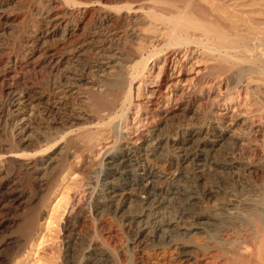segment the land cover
I'll list each match as a JSON object with an SVG mask.
<instances>
[{"label":"bare ground","instance_id":"bare-ground-1","mask_svg":"<svg viewBox=\"0 0 264 264\" xmlns=\"http://www.w3.org/2000/svg\"><path fill=\"white\" fill-rule=\"evenodd\" d=\"M256 1L259 0H46L44 5L29 0V4H34L32 15L43 22L44 28L34 31L30 28L32 32L28 34L32 41L23 51H18L4 38L6 31H10L6 37L15 32L8 23H0V42L3 40L7 49L11 46L9 56L5 60L0 58V84L6 85L3 93L17 113L14 123L21 126L26 119H20V113L27 106H35L34 101L25 95V90H19L25 93H18L7 84L18 74L25 79L29 73L38 71L37 75L44 77L40 80L42 84H38L41 91L38 93L49 91L43 102L45 110L55 116L61 111L70 113L60 123L53 118L54 124L69 126L68 132L59 137L56 132L53 136L54 132L39 131L16 140L17 143L22 141L21 144L33 145L32 155L14 151L16 142L0 140V187L10 182L16 169L31 174L33 181L32 193L25 196L22 193L11 200L21 206L20 214L24 215H16L11 222L18 233L0 239V254L8 248L12 253L3 259L0 255V264L4 260L5 264H19L22 257L21 263L26 262L24 252L39 226L51 225V219H44L42 210L49 195L59 187L71 167L75 168L74 174L89 178L94 167L95 150H101L104 141L114 138L117 130L120 138L113 144L117 142L118 145L110 155L104 154L105 165L116 158L125 159L133 175L137 176L141 189L137 192H128L124 188L100 189V193L88 198L92 219L98 221L109 216L121 224L127 234L122 253L170 247L178 264L197 259L205 244L200 239L189 238L213 237L218 228L213 218L215 214L185 224L163 195L160 184L164 172L161 167L165 163L189 162L199 184H203L208 175L223 178L221 175L226 172L228 176L238 177L242 172H257V168H254L255 164H243L224 156L223 149L228 148L230 143L227 142L232 139V134L217 120L186 130L184 136L172 140L171 151L166 149L167 135L160 130L161 127H151V123L157 118L168 122L176 117V113L187 106L183 104L186 92L212 85L218 77L233 75L238 79L236 97L243 96L238 106L243 109L233 113L229 121L242 125L255 138L264 136V126L259 125L252 115L256 112L253 106H259L260 110L264 108V9L260 8V3H254ZM8 2L10 0H0V20L12 15L8 11ZM48 38L52 44L46 46ZM204 75L210 78V81H204L205 85L201 82ZM70 96L79 101L81 108L69 105ZM171 102L178 107L173 112L166 109ZM191 111L199 119V111ZM130 114L133 115L131 120ZM22 127L21 132L26 128ZM52 148L56 149L49 151ZM248 149L252 156L264 158L259 145H250ZM140 191L146 198L140 197ZM191 200L198 201L197 198ZM232 203L235 202L216 201L210 209L228 213L234 208L232 206H239V209L242 206L244 212H249L264 208V197L245 199L241 195L235 205ZM4 207L3 195L0 197V212ZM226 243L230 245L226 250L240 252L242 242L234 239ZM219 244L213 246L217 252L224 248ZM243 251L236 264H250L258 259L264 263L260 253L250 249ZM75 252L77 257L67 264H115L112 252L94 239L82 240Z\"/></svg>","mask_w":264,"mask_h":264},{"label":"rangeland","instance_id":"rangeland-1","mask_svg":"<svg viewBox=\"0 0 264 264\" xmlns=\"http://www.w3.org/2000/svg\"><path fill=\"white\" fill-rule=\"evenodd\" d=\"M22 1L23 3L25 2L24 5L22 4ZM30 1H32V3H37V1H39V3L43 2L44 5L47 4L45 3L46 0ZM79 1L83 2L86 0ZM261 1L259 0L254 3H257V5H259L260 3V8L263 7L264 9V6H261V4H264V0ZM29 3V0H27V2L25 0H10L7 6L8 8H10V10L8 11H11L12 13H9H11L12 15L9 14L6 19L0 20V23H8L7 25H9L10 29L15 32H11L14 37L12 34H8L6 37L5 34L10 32L6 31L4 34V38L6 40L8 39L9 44H13L18 51L25 50V48L27 47L26 45L30 44V42L32 41L31 35L28 34L30 28L33 31L37 30V28L38 30H41V28L43 30L44 28L42 24L43 22H40V20L37 19L38 17L34 14V16L32 15V12L34 13V11L31 10L34 4ZM26 4L31 6H26ZM11 6H14L15 8L12 7L11 10ZM18 8L20 9L21 13L18 11ZM14 9H17L15 11H18L19 13L14 12ZM23 11L27 14L25 15ZM23 13L25 16L23 15ZM21 16H23L22 19ZM30 16H32V18ZM23 19H27L26 23ZM9 22L13 23V26H10ZM32 26H35V28H33ZM15 29L18 30L16 31ZM32 30L29 33H31ZM27 34L30 36L28 37ZM9 36H12V38ZM46 41H48L46 42V46L52 44V40L50 38H48ZM3 44L4 43L2 40L0 42V45L2 46L0 47V53L8 55L0 54V58L5 60L6 56L8 57L10 54L8 53L10 52L8 50L11 46L9 45L10 47L7 49L5 44ZM37 72L38 71L31 72L32 74L29 73L28 77L26 76L25 79H21V76H19L18 74L19 78H17L18 76H16L15 79H12L14 82L12 80L10 81L9 79V82L7 83L9 84V86H11L12 90L17 89L15 91L18 93H25L26 91L25 95L28 96L27 98L34 101L33 104L35 106L33 108H31V106H27L26 108H24L22 113H20L19 118L26 119L25 121H23V124H21V126L14 123V119H17V113L15 114V108L10 104V101L5 98V93H3L6 85L5 87H3L0 84V140L12 141L13 143L16 142V144H14L15 148L13 149L14 151L16 150V152L18 151L19 154L32 155L34 149V146L31 144L25 143L24 145L21 144L22 141H20V143H17L18 139L20 140L22 136H33L36 132L47 131L48 133L51 132V134H53L54 132L53 136L58 133L56 136L59 137L60 134L68 132L69 128V126L67 125L53 123V118L58 119L57 121L59 122L57 123L63 122V120H65L70 115L68 110V114L66 111H61L63 115L61 112H59L56 114V116L55 114L49 115L50 113L45 110L43 102H45V100L48 98L49 91L47 90L48 95L47 92H45L44 94L38 93L41 92L38 89V84H42L40 80H42L44 77L42 78L39 73L38 76ZM203 78V81L201 79L203 85H205L204 81H210V78L208 77L207 79V76L205 75L203 76ZM236 79L237 78L233 75H228V77L226 76L223 78L218 77V79H215L217 80L216 82L215 80H213L212 85L206 84V86L201 87L202 89H197L198 91H196V89H193L192 91L186 92V94H184L183 104L187 106L185 107L183 105L182 107L185 108L182 111L176 113V117L168 122H166V120H159L157 118L151 123V127H161L160 130H162V132L167 135L168 144H166V149L168 151H171L172 149V140L179 139L181 135L184 136L186 130H188L189 128H199L202 125H206L214 120H217L223 125L225 124L224 127L226 126L225 128L232 134V139L227 142L230 143L228 148H226V146L224 147L226 149H223V152L225 151L224 154L226 153L225 155L222 153L224 156H230L229 158L232 157L243 164L256 165L257 162L260 164L264 163V158L262 159L257 158L256 156H252V152H250V149H248L250 145L257 144V146L259 145L261 150V147H263L262 151L264 153V136H260L259 138L256 137V139L251 134H249V132L245 130L242 125L229 121V117L232 116V114L236 111L239 112L240 110L238 109L242 108H240L238 104L241 101L240 98H242L243 96H240V98L239 96L236 97L237 93L235 91V85L238 83V79ZM15 81H17L18 83ZM29 85L32 86L30 87ZM37 94L39 95V97ZM31 95L35 96L31 97ZM185 99H187V101H185ZM68 102L70 103L69 105L75 109L77 106V109L81 108V104H79V101L77 102V99L74 96H70ZM171 104L169 107H166V109L173 112L178 107L173 102H171ZM256 107L257 106L252 107L256 111L252 115L254 116V119L257 120V123L259 122V125L264 126V108L260 110L259 106L257 107L258 109H256ZM191 109H197V111H199V119L195 118L192 115ZM257 110H259V112ZM132 117L133 115L130 114V120L132 119ZM129 122L131 124V121ZM21 127L25 128L23 132H21ZM119 135V130H117L114 138L112 137L108 139V141H104V147H100L101 150H95L94 153L96 155L94 156V167L88 174L89 178L87 177L86 179H84L83 177L74 174L75 168L73 167L68 169L67 175L63 177L64 179H61L62 181H60L59 187H57L49 195L48 200H46L44 206L42 207L43 213L45 215L44 219L48 220L50 218L51 225L47 227L46 225L41 224V227L39 226L37 234L33 236L29 248L26 250V252H24V259H26L27 257L24 264H67L68 261L72 259L74 260L77 257L75 250L79 247V244H82V240H84L85 238L94 239L106 246L114 255L115 264H178L174 260V252L170 247H166L158 251L145 249L140 251L129 250L126 253H122L121 250L126 245L127 234L124 229H121V224L115 222L114 220L112 221L109 216H103L102 219L98 221L92 219L91 217V204H89L88 198L94 196L98 192L100 193L101 190H105L107 188H124L128 192H137L136 190L141 189L140 184L137 182V176L133 175V173L131 172L132 168H130L128 163L124 161L125 159L116 158L115 161L110 163L111 165H105L107 161H104V158L107 155L113 153L114 148L116 147V145H118L117 142L120 138ZM113 141H117L116 144H113ZM58 143L59 145L63 144L60 140ZM55 149L56 148H52L49 149V151L53 152ZM107 150H109V153L107 152ZM97 153H99V155ZM104 154L106 156H104ZM73 157L74 155L71 156L70 159H72ZM258 159H261V162ZM188 163L178 162L177 164L175 163L172 165L168 163L163 164V167H161V169L163 170L164 174L162 175V183L160 184L163 195L165 199H167L169 205L174 208V211H176V213L180 217H182V220L185 221V224H188L191 221H196L202 217H207L215 214L214 216H212L216 220L218 228L211 238H201L202 236H200V238L199 236H192L191 238H189V240L200 239V241L204 242L205 249L203 250L204 253L201 252L197 255V259L195 261H191L185 264H236L238 256H240L239 254H241L240 252L243 251V249L244 251L250 249L252 252L260 253L261 256L263 255V258L264 208L244 212L243 210L245 208L242 210V206L240 207V209L239 206H232L234 208L228 211V213H225L220 209L211 211L210 206L216 203V201H227L229 203L231 201L237 203V199L238 197H241V195L242 197L244 196L245 199H253V197H264V195L262 194V192L264 193V167L262 168L264 164H258L256 166L254 165V168H257V172H242V175L239 174L238 177L232 175V177L230 175L228 176V174H225L226 172L223 173L224 175L221 173V176H223V178H218L214 175H208V177H206L203 181V184H199L195 180V176L190 163ZM260 166L261 168H259ZM259 172H261L262 174H259ZM14 173L13 178L10 180V182L8 181V184L0 187V197L4 195L5 205V207L0 212V225H2L0 227V239L12 237L18 233L16 230L17 228L13 226L11 222L14 218H16V215L20 214L21 206H17L18 203H15V201L12 202L11 200H14L15 197L17 198L18 195L22 193L25 196L29 193H32L33 191V187L31 188V183L33 185L31 174H27L26 172H23L19 169H16ZM228 185H230V188L228 187ZM231 185L233 187H231ZM223 189L227 190H225L224 192ZM141 191L139 192L140 197L143 199L146 198V195ZM258 192H260V194H258ZM257 194L259 196H257ZM191 197L197 198L198 201H192ZM7 200L9 201V203ZM235 203H232V205H235ZM8 205L9 208L6 207ZM246 212H248V214ZM92 235L93 238H89ZM254 236L256 238L255 240L249 239L253 238ZM218 239L220 240L218 241ZM234 239L236 242H242V247L244 246V248L241 247L239 249L240 252L232 251L230 249L226 250V248H230V245H228L226 241L231 242L234 241ZM219 243H224L228 247L224 244ZM218 244L221 248H224L217 252L213 249V246H216ZM10 254H12L11 249L8 248L2 251L0 255L3 259L9 257ZM19 261L20 263H18L22 264L21 262L23 261V257ZM4 262L6 261L4 260L3 263ZM250 264L264 263L262 259H258L255 262H253L252 260Z\"/></svg>","mask_w":264,"mask_h":264}]
</instances>
